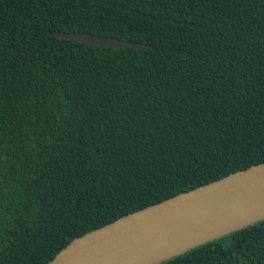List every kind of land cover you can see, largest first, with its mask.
Instances as JSON below:
<instances>
[{"label": "trees", "instance_id": "1", "mask_svg": "<svg viewBox=\"0 0 264 264\" xmlns=\"http://www.w3.org/2000/svg\"><path fill=\"white\" fill-rule=\"evenodd\" d=\"M263 162L264 0H0V264ZM158 264H264V219Z\"/></svg>", "mask_w": 264, "mask_h": 264}, {"label": "water", "instance_id": "2", "mask_svg": "<svg viewBox=\"0 0 264 264\" xmlns=\"http://www.w3.org/2000/svg\"><path fill=\"white\" fill-rule=\"evenodd\" d=\"M89 46L147 45L86 32L55 33ZM264 219V162L129 213L74 239L48 264H158Z\"/></svg>", "mask_w": 264, "mask_h": 264}]
</instances>
